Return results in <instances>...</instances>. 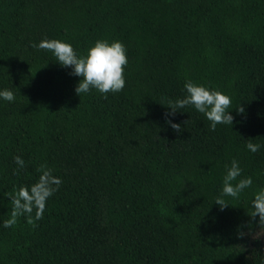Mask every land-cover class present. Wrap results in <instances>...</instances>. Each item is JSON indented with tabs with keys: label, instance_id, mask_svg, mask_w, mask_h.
Segmentation results:
<instances>
[{
	"label": "trees",
	"instance_id": "obj_1",
	"mask_svg": "<svg viewBox=\"0 0 264 264\" xmlns=\"http://www.w3.org/2000/svg\"><path fill=\"white\" fill-rule=\"evenodd\" d=\"M45 37L78 55L122 42L123 90L76 94L81 78L32 47ZM187 80L228 95L233 124L212 131L188 105L167 117L174 131L163 104ZM3 89L15 100L0 98V264H264L250 216L264 188V0H0ZM233 159L253 183L221 210ZM41 164L62 180L43 218L4 227L8 194Z\"/></svg>",
	"mask_w": 264,
	"mask_h": 264
},
{
	"label": "clouds",
	"instance_id": "obj_2",
	"mask_svg": "<svg viewBox=\"0 0 264 264\" xmlns=\"http://www.w3.org/2000/svg\"><path fill=\"white\" fill-rule=\"evenodd\" d=\"M33 48L51 51L61 66L70 67V74L79 76L81 79L75 87V92L80 96L88 93L91 89H96L100 93H115L123 90L125 86L124 68L128 63L125 45L119 40L109 42L98 39L93 45L85 50L83 55H78L73 46L59 39L43 38L39 44L33 43ZM186 95L184 98H177L175 101L168 100L163 104L170 109L165 113L166 123L177 133L182 132L180 123H174L167 117L175 115L178 109L193 105L195 109L204 114L210 121L212 131L216 130L218 124L232 125L233 115L230 114L231 98L217 89H211L192 80H187L184 84ZM0 98L12 102L15 100L13 91L10 89L0 90ZM237 112L243 114L245 109L242 105L236 108ZM186 123V121L184 122ZM246 147L251 152L259 151L260 145L249 140ZM14 162L19 166L16 170L25 166L21 156L14 157ZM222 179V193L215 199V203L223 210L229 205L224 199L225 196L239 199L240 194L251 187L253 181L251 177H241L239 162L235 159L231 161L230 167ZM40 173L38 180L29 186H19L14 193L8 194L11 202L10 218L3 222L4 227H12L17 223L20 216H25L28 224L36 226V221L43 218L46 203L62 183V180L53 175V170L46 164H41L37 169ZM252 212L250 216L253 220L258 216L259 225H264V188H260L254 193L251 200ZM33 213L34 216H33ZM238 235L243 237L245 233L239 231Z\"/></svg>",
	"mask_w": 264,
	"mask_h": 264
}]
</instances>
